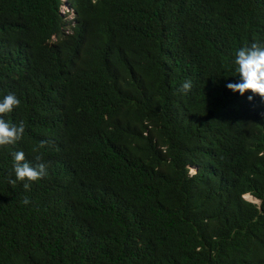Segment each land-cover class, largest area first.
I'll use <instances>...</instances> for the list:
<instances>
[{"label":"trees","instance_id":"1","mask_svg":"<svg viewBox=\"0 0 264 264\" xmlns=\"http://www.w3.org/2000/svg\"><path fill=\"white\" fill-rule=\"evenodd\" d=\"M252 42L264 0H0L25 126L0 147V264H264V98L226 87ZM14 151L47 175L10 184Z\"/></svg>","mask_w":264,"mask_h":264},{"label":"clouds","instance_id":"2","mask_svg":"<svg viewBox=\"0 0 264 264\" xmlns=\"http://www.w3.org/2000/svg\"><path fill=\"white\" fill-rule=\"evenodd\" d=\"M234 64L236 65L235 71L239 74L240 82L228 83L226 87L233 92H239L241 95L251 92L253 95H259L261 98H264V44L252 42L250 45L239 48L235 53ZM191 87V80H187L179 91L186 94L191 90ZM252 98V96H249V101ZM20 103L19 98L11 92L0 98V147L15 145L23 138L25 132L24 123L21 121L17 125L7 122L3 118L6 114L11 113L14 108L19 107ZM44 143L42 141L41 146ZM12 156L14 161L12 171L15 179H10V184L14 185L17 181L34 182L47 175V166L40 162L42 160L41 156L37 155L34 157L37 161L35 166L26 161L23 151H14ZM23 187L25 190H29L30 184L24 183ZM253 198L256 199L255 197ZM246 199L251 201L248 198ZM256 200L259 205L253 201L251 203L260 206V200ZM22 203L27 205L30 201L27 197H24Z\"/></svg>","mask_w":264,"mask_h":264},{"label":"rangeland","instance_id":"3","mask_svg":"<svg viewBox=\"0 0 264 264\" xmlns=\"http://www.w3.org/2000/svg\"><path fill=\"white\" fill-rule=\"evenodd\" d=\"M64 1H66V0H64ZM65 12L70 13V16H69L70 19H72L76 14V11L71 10V7L69 5L64 6L63 13H65ZM190 172H193V171L191 170ZM256 203H258V202H256ZM258 205H259V203H258Z\"/></svg>","mask_w":264,"mask_h":264},{"label":"bare ground","instance_id":"4","mask_svg":"<svg viewBox=\"0 0 264 264\" xmlns=\"http://www.w3.org/2000/svg\"><path fill=\"white\" fill-rule=\"evenodd\" d=\"M192 171H194V168H193ZM243 196H244L245 198L250 199L251 201L257 202V200L254 199L253 196H252L251 194H249V193H245Z\"/></svg>","mask_w":264,"mask_h":264}]
</instances>
